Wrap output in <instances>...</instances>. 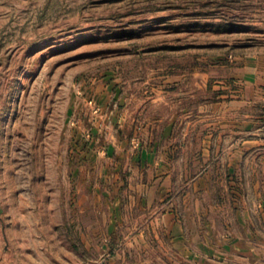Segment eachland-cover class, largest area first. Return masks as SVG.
Listing matches in <instances>:
<instances>
[{"label":"rangeland","instance_id":"rangeland-1","mask_svg":"<svg viewBox=\"0 0 264 264\" xmlns=\"http://www.w3.org/2000/svg\"><path fill=\"white\" fill-rule=\"evenodd\" d=\"M259 57L264 0H0V264H122L72 179L96 116L210 103Z\"/></svg>","mask_w":264,"mask_h":264},{"label":"crops","instance_id":"crops-1","mask_svg":"<svg viewBox=\"0 0 264 264\" xmlns=\"http://www.w3.org/2000/svg\"><path fill=\"white\" fill-rule=\"evenodd\" d=\"M255 62L242 88L210 103L187 92L166 115L134 118L126 103L96 116L72 179L109 207L122 264H264V57Z\"/></svg>","mask_w":264,"mask_h":264},{"label":"water","instance_id":"water-1","mask_svg":"<svg viewBox=\"0 0 264 264\" xmlns=\"http://www.w3.org/2000/svg\"><path fill=\"white\" fill-rule=\"evenodd\" d=\"M119 94H120V91H118V96H117V99L119 98ZM124 100H122V104H124Z\"/></svg>","mask_w":264,"mask_h":264}]
</instances>
